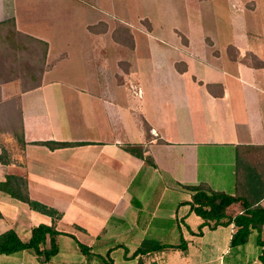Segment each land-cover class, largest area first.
<instances>
[{
    "label": "crops",
    "instance_id": "1",
    "mask_svg": "<svg viewBox=\"0 0 264 264\" xmlns=\"http://www.w3.org/2000/svg\"><path fill=\"white\" fill-rule=\"evenodd\" d=\"M167 1L0 0V22L14 17L48 43L39 86L0 80V114L18 111L23 133L0 132L9 159L0 182L24 177L29 197L59 214L0 190V235L27 242L40 224L60 232L51 260L23 249L0 253V264H264V224L234 247L235 221L203 226L183 187L231 195V217L264 209V12L184 0L183 27L167 19L177 14ZM145 60L166 75L150 78ZM151 81L154 92L168 82L170 105L147 101ZM128 145L144 146L155 165Z\"/></svg>",
    "mask_w": 264,
    "mask_h": 264
},
{
    "label": "trees",
    "instance_id": "2",
    "mask_svg": "<svg viewBox=\"0 0 264 264\" xmlns=\"http://www.w3.org/2000/svg\"><path fill=\"white\" fill-rule=\"evenodd\" d=\"M9 25V26H8ZM8 26V27H7ZM29 41V44L26 43ZM2 44V45H1ZM0 45H9L11 47H18V50H26L33 52V55H39V60L36 64L40 65L39 75L31 70L33 66H29L27 74L29 80L36 82L31 86L24 87L33 88L41 84L42 75L46 69V57L48 51V43L42 39L34 37L29 34L22 33L16 28L15 18L4 20L0 22ZM31 47V48H30ZM33 47V48H32ZM34 64V65H36ZM17 77H4L2 80L12 79ZM19 78V77H18ZM149 131V127L147 126ZM19 139H23L22 126L20 125ZM50 146H67L74 145L76 143H49L44 142ZM129 151L138 154V156L145 158V160L152 165H155L153 158L149 155L145 156V148L142 145H128L126 147ZM7 152L3 149L0 154V161L8 163L9 159L6 156ZM184 188L193 192L191 201V210L201 216L204 220L203 226L209 228H216L219 225H227L231 221H235L239 227L237 233L233 236L232 246H238L244 244L248 240V236L251 229H257L261 231L264 224V209L261 207L248 208L244 214L231 217L227 214L226 210L229 205L234 202V198L223 192L212 189L208 184L201 182L198 184L183 185ZM0 190L10 194L13 197L21 199L29 203L33 208L42 212L48 213L51 216L57 218L59 214L52 208L33 201L28 195L27 180L24 177L16 175H7L6 180L0 182ZM202 226V227H203ZM60 234L56 230L55 225L48 226L40 224L32 230V237L29 241L24 242L20 239L14 230H8L0 235V253L10 254L23 249H29L42 257L43 261L51 260L58 252L59 247L57 244V236ZM49 239V241H48ZM79 246L83 252H89L88 247L80 242ZM180 247L185 248V242L182 241ZM173 247L167 245H158L157 248ZM149 250L148 243L144 242L138 252H147Z\"/></svg>",
    "mask_w": 264,
    "mask_h": 264
},
{
    "label": "rangeland",
    "instance_id": "3",
    "mask_svg": "<svg viewBox=\"0 0 264 264\" xmlns=\"http://www.w3.org/2000/svg\"><path fill=\"white\" fill-rule=\"evenodd\" d=\"M162 1H167V0H162ZM184 0H169V2H171L172 6L174 8H176L175 10L177 11V14H175L174 16L170 17L168 16V20L169 21H173L174 24H180L183 27H187V21H188V17H187V13L185 14V5L183 3ZM167 1V3H169ZM182 2V3H181ZM200 0H193V5L197 6L196 3L199 4ZM237 8L239 9V11L241 13L245 12L248 14H254V13H262L264 12V0H239V5L237 6ZM12 18V17H11ZM10 19V18H9ZM167 20V21H168ZM170 23V22H168ZM142 24L145 27H148V23L146 20H142ZM9 26V25H8ZM7 26V27H8ZM20 31V30H19ZM22 33H25L23 31H21ZM28 34V33H25ZM180 34V32H179ZM30 35V34H29ZM121 34L118 33V36H120ZM182 40H184V35L181 34ZM26 41V40H24ZM26 43L29 44V41ZM2 45V44H1ZM0 45V80H2V78L4 77H19L18 79L20 80V84L22 86V88L24 87H29L31 86L33 83H35V80H29V76L27 74V71L29 69V66H33V68L31 70H33L34 73H36V75L40 73L39 68L40 65L36 64V61H38L39 59V55H33V52H28L26 50L22 51V50H18V47H11L9 45ZM31 48V47H30ZM33 48V47H32ZM38 59V60H37ZM156 60H165L163 57H158L156 58ZM151 60H145V63H143V65L146 67V73L150 74V78L151 76H153L154 74H157V79L162 78L164 75H166L167 72H165L164 70H162V68L160 69H155L152 73V69L155 67L154 64L152 63ZM36 64V65H34ZM31 66V67H32ZM183 66L182 65H178V68L181 69ZM160 87L156 86L155 88V92L153 91V85H152V81L151 82H146V87H145V96L147 98V101L149 103H151L152 99L157 100L156 96L159 97V102L161 104V106H165L167 107V105L171 104V101L173 99V93H172V88H170V86L167 84L168 82H166V84L168 86L163 85V82ZM134 87H132L130 85V89H132ZM159 88V89H158ZM157 92V94H156ZM156 95V96H154ZM16 100H12V102L14 104ZM158 102V101H157ZM7 109L5 108V110L0 114V124H1V130L0 132L2 133V138L5 140L9 137H16L18 138L19 134H20V114L19 112H15V113H9L6 111ZM130 125H132L130 123ZM133 132H135V128L132 129Z\"/></svg>",
    "mask_w": 264,
    "mask_h": 264
}]
</instances>
